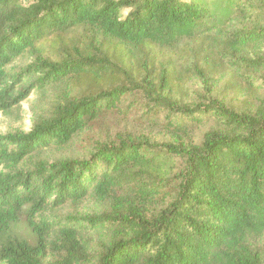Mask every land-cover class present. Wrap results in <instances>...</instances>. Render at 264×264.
<instances>
[{"label": "trees", "instance_id": "16d2710c", "mask_svg": "<svg viewBox=\"0 0 264 264\" xmlns=\"http://www.w3.org/2000/svg\"><path fill=\"white\" fill-rule=\"evenodd\" d=\"M33 91L0 264H264V0H0V114Z\"/></svg>", "mask_w": 264, "mask_h": 264}, {"label": "rangeland", "instance_id": "374dc122", "mask_svg": "<svg viewBox=\"0 0 264 264\" xmlns=\"http://www.w3.org/2000/svg\"><path fill=\"white\" fill-rule=\"evenodd\" d=\"M27 59H22L19 62L14 64L15 67L24 66ZM55 92L47 91V92H37L33 91L28 98H26L22 103V111H21V120L16 121L13 118L4 116L0 114V136H5L9 134H13L15 132L28 133L33 125V119L43 115L44 112L49 110V105L51 98L53 100V96ZM111 122L115 125V127H120V129H126L133 126L132 122H128L123 119H113ZM78 146V145H77ZM77 146L70 149V151L65 153H57L55 151H49L44 153L43 160L51 162L55 160H60L64 157H72L78 152ZM69 209H65L59 212V214L69 213ZM17 236L23 237L28 235V231L25 229L23 225H19L15 228Z\"/></svg>", "mask_w": 264, "mask_h": 264}]
</instances>
